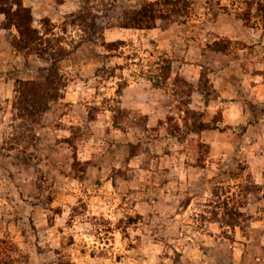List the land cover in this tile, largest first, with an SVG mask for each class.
<instances>
[{
  "label": "rangeland",
  "instance_id": "1",
  "mask_svg": "<svg viewBox=\"0 0 264 264\" xmlns=\"http://www.w3.org/2000/svg\"><path fill=\"white\" fill-rule=\"evenodd\" d=\"M147 1L22 0L42 56L0 19V264H264V0L118 25ZM54 59L60 97L19 116L18 81ZM94 196L114 222L85 216Z\"/></svg>",
  "mask_w": 264,
  "mask_h": 264
},
{
  "label": "trees",
  "instance_id": "2",
  "mask_svg": "<svg viewBox=\"0 0 264 264\" xmlns=\"http://www.w3.org/2000/svg\"><path fill=\"white\" fill-rule=\"evenodd\" d=\"M181 4H186V0H150L137 9L125 12L123 21L118 25L126 28L144 29L155 26L157 19L165 23L172 22L173 18H176V14L183 10V7H179ZM0 12L4 14L8 24L19 31L18 41L15 42L16 47L34 51L39 56L48 51V48L44 46L40 31L32 26L33 18L30 9L23 5L22 0H0ZM85 24L90 29H94L97 22L93 19V22ZM102 28V25H99L100 31ZM124 44V40L105 41L103 38L100 42V45L107 50L118 49ZM55 60L44 69L46 70L45 76L39 75L41 81H18L19 85L15 89L18 95L15 108L18 110L19 116L23 114L37 115L41 108H46V100L52 101L60 97L59 89L63 86V82L54 63Z\"/></svg>",
  "mask_w": 264,
  "mask_h": 264
},
{
  "label": "clouds",
  "instance_id": "3",
  "mask_svg": "<svg viewBox=\"0 0 264 264\" xmlns=\"http://www.w3.org/2000/svg\"><path fill=\"white\" fill-rule=\"evenodd\" d=\"M73 7L72 5H62L61 6V11L66 10L67 8H71ZM0 19H3V13H0ZM53 20H56V17H52ZM37 27H39L37 25ZM12 31L16 32L17 35H19V31L17 28L13 27ZM57 32H59V29L57 28L56 30ZM69 31L72 32L73 35H75V32H73V30L71 28H69ZM257 33H254L253 35L255 36ZM113 86L115 85V81H112ZM224 116L226 119L231 118V119H236L239 116L238 111L236 110L235 106H232L231 109H229L227 106L225 107V111H224ZM257 180H259V175H257ZM205 195H207V193H205ZM64 199L69 200L71 202H75L74 197L72 196H67ZM115 207V205L113 204L112 207H109L108 205L104 204L103 201H100L98 197H92V201L89 203V211L85 213V216L88 215H99L100 213H103L104 216L108 217L111 221H115L116 217L118 215H120V212H116L115 214H113L112 212V208ZM191 207V206H190ZM68 212L69 209L66 206L65 207V211H64V217L68 216ZM82 218L81 217H77L76 221L74 222L73 226L71 228H65L66 232H73V233H77L76 235V239L77 241H80L81 239L92 243L94 240V237L92 235H89L86 232V229L92 227L91 224H89L87 221H85L84 223H80V220ZM58 223L63 224V218H59ZM196 235L195 233H193V236ZM192 237H188V239H191ZM157 251H159V249H156Z\"/></svg>",
  "mask_w": 264,
  "mask_h": 264
}]
</instances>
